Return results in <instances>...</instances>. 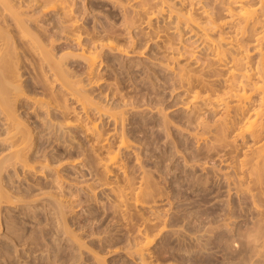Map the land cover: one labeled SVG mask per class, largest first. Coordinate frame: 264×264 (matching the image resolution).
<instances>
[{
  "label": "rangeland",
  "instance_id": "obj_1",
  "mask_svg": "<svg viewBox=\"0 0 264 264\" xmlns=\"http://www.w3.org/2000/svg\"><path fill=\"white\" fill-rule=\"evenodd\" d=\"M71 1L86 26L81 43L60 27L59 13L43 17L45 37L59 34L56 53L104 110L93 106L88 120L73 115L70 137L40 124L26 161L9 159L16 147L0 111V167L11 199L0 204V264H264V174L262 183L229 182L214 166L203 168L211 147L191 137L196 123L183 73L192 53L207 54L200 37L167 9L149 24L134 4ZM95 34L121 50L100 52L89 75L82 48L92 47ZM20 54L27 94L50 93L48 68L31 50ZM32 112L48 118L45 109ZM93 121L98 130L86 131ZM106 149L120 162L110 172Z\"/></svg>",
  "mask_w": 264,
  "mask_h": 264
},
{
  "label": "bare ground",
  "instance_id": "obj_2",
  "mask_svg": "<svg viewBox=\"0 0 264 264\" xmlns=\"http://www.w3.org/2000/svg\"><path fill=\"white\" fill-rule=\"evenodd\" d=\"M119 1L122 7L134 4V12L149 24L157 18L158 12L164 14L167 9L169 17L175 16L179 25L197 33L200 46L207 54L198 58L192 53L187 73L183 75L189 82L191 118L192 123H196L191 137L196 143L211 147L203 168L214 166L229 182L249 177L262 183L264 0H162L159 6L152 5L148 0ZM51 13L60 14V27L69 33L70 40L80 44L86 26L80 24L71 0H0V111L8 127V138L14 141L16 147L9 159H28V152L37 147L36 131L40 124L44 129L60 132L59 136H67L75 132L73 124L78 118H72L73 115L82 114L88 120L93 106H98L99 112L104 110L88 94L83 81L77 79L79 75L77 78L76 74L72 75L56 53L60 46L59 34L54 33L51 39L45 37L43 17ZM90 32L87 34L90 35ZM99 34L92 38L91 48H82L89 75L98 67L100 52L107 48L121 50L116 42L97 39L103 35ZM21 50H31L42 68H48L50 93L45 87H38L42 92L27 94L19 67ZM61 93L66 97L64 102L60 101L59 97H64ZM67 101L73 106H67ZM199 102H203L201 109L197 106ZM38 109L47 111V120L31 115ZM199 110L205 112L197 122ZM25 112L27 115L22 116L21 113ZM112 117L114 125L118 124L119 116ZM92 124L86 131L98 130L94 121ZM99 134L103 148H108L106 142L109 139ZM102 160L107 171L120 165L117 154L110 150ZM5 187L0 167V204L11 201ZM124 192V189L115 190L118 198L124 196Z\"/></svg>",
  "mask_w": 264,
  "mask_h": 264
}]
</instances>
